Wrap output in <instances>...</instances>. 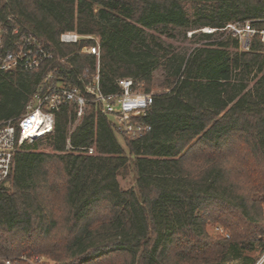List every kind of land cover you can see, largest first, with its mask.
Instances as JSON below:
<instances>
[{"label": "trees", "instance_id": "1", "mask_svg": "<svg viewBox=\"0 0 264 264\" xmlns=\"http://www.w3.org/2000/svg\"><path fill=\"white\" fill-rule=\"evenodd\" d=\"M187 5L214 28L203 35L227 37L163 74L164 90L143 117L148 131L117 133L89 100L73 129L74 106L57 111L46 136L52 150L21 144L0 182V264L36 255L39 264H227L231 250H264V41L256 33L229 54L240 41L225 28L250 19L264 29V0H0L6 45L33 32L53 53L36 70H0V121L21 115L45 76L81 84V73L96 70V56L82 51L95 40L63 41L67 30L99 37L104 91L118 90L119 77L149 91L145 27L185 25ZM251 72L257 79L247 87ZM130 166L135 182L123 187L118 175Z\"/></svg>", "mask_w": 264, "mask_h": 264}, {"label": "built area", "instance_id": "2", "mask_svg": "<svg viewBox=\"0 0 264 264\" xmlns=\"http://www.w3.org/2000/svg\"><path fill=\"white\" fill-rule=\"evenodd\" d=\"M225 28L238 37L243 48L249 47L256 33L264 41V29L256 28L250 19L229 22ZM16 31L14 28V32ZM83 36L95 40L94 43L85 45L82 51L96 56V70L89 73L86 69L81 73L78 76L81 84L52 82L49 81V76H45L25 111L15 119L0 121V182L10 174L16 151L24 141H34L54 132L56 113L63 104L73 105L76 116L81 117L87 102L94 100L99 110L111 119L119 134L138 137L151 128L150 123L144 121L143 117L154 101L155 92L137 88L131 77H119L118 90L104 91L101 85L98 38L92 34L67 30L62 32L61 40L77 41ZM52 56L47 44L33 32L23 34L15 47L7 46L0 24V70H36ZM85 152L94 153L95 146L88 147ZM6 262L9 263L10 258ZM255 264H264V257Z\"/></svg>", "mask_w": 264, "mask_h": 264}, {"label": "rangeland", "instance_id": "3", "mask_svg": "<svg viewBox=\"0 0 264 264\" xmlns=\"http://www.w3.org/2000/svg\"><path fill=\"white\" fill-rule=\"evenodd\" d=\"M186 8L188 11L189 21L185 25L157 23L151 27H145L146 42L153 53L151 58L153 59L154 83L150 90L154 92L164 90V88L158 83L162 80L163 74H165L169 68H172L179 63H182L183 67L185 59L196 47L206 45V43L212 42L213 40L218 39V37H227V33L220 34L219 32H215L214 35L209 37L203 35V31H211L212 29L208 30V27L210 26L204 25L198 20L197 14L189 7V5H187ZM97 38L99 40L98 36ZM157 42H159L162 46H159ZM241 47V44L240 46L231 44L226 47V50L229 54H233ZM256 79L257 76L251 72L245 76L244 82L247 84V87H251ZM80 119V117H76L74 122L71 124V129H73ZM118 138L120 143L124 146L125 143L119 134ZM27 143H36L37 150H52L51 143L47 137H42L34 141H27ZM118 178L123 187L134 185L135 174L131 166L122 168ZM208 230L212 234L217 233L219 230L220 232H224L223 227L213 224L208 225ZM11 257L14 258V256ZM247 257L255 258V261L252 264L260 261L264 257V250L261 249V245H258L255 249L251 250L239 249L229 251L227 253L226 263L232 264L241 262ZM22 259H25L28 264L40 263L39 255L31 258L23 257Z\"/></svg>", "mask_w": 264, "mask_h": 264}]
</instances>
